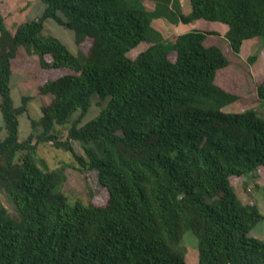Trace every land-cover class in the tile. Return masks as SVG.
I'll use <instances>...</instances> for the list:
<instances>
[{
  "label": "trees",
  "instance_id": "1",
  "mask_svg": "<svg viewBox=\"0 0 264 264\" xmlns=\"http://www.w3.org/2000/svg\"><path fill=\"white\" fill-rule=\"evenodd\" d=\"M39 1L43 14L14 32L0 10V192L12 211L0 205V264H189L188 231L197 264H264V240L250 235L264 215L231 183L264 168V118L224 111L240 97L216 81L246 40L264 49V0H188L187 14L178 0ZM158 19L222 23L229 52L206 45L212 31L185 29L170 41L153 27ZM48 21L74 33L76 52L46 32ZM20 50L71 72L41 87L49 103L37 119L31 98L16 105L11 93ZM256 96L263 107L264 78ZM23 114L31 131L21 140ZM48 143L70 161L51 168L38 152ZM70 169L93 172L106 202L94 204L90 189L70 201Z\"/></svg>",
  "mask_w": 264,
  "mask_h": 264
},
{
  "label": "rangeland",
  "instance_id": "2",
  "mask_svg": "<svg viewBox=\"0 0 264 264\" xmlns=\"http://www.w3.org/2000/svg\"><path fill=\"white\" fill-rule=\"evenodd\" d=\"M183 13L187 14L190 11L188 0H178ZM146 9H153L152 1H145ZM43 5L39 0H0V10L4 17L7 28L14 32L16 26L26 21L27 19L38 18L43 14ZM153 27L158 29L165 38L171 39V33H180L185 29L193 28L202 31L216 32L217 35H209L206 37V45H216L223 48L225 52H229L225 45L224 33L227 27L219 22H209L203 19L196 20L188 26L173 25L165 19L153 20ZM190 28V29H189ZM46 32L53 34L66 43L67 47L72 52H76L77 47L74 45V33L65 29L62 26L48 21L45 25ZM172 41V39L170 40ZM262 42L255 39L246 40L243 43L240 54L222 69L217 75V83L224 89H228L237 96L240 100L227 106L226 112H239L248 108H254L258 115L264 118V106L258 104L256 96V88L264 78V49L260 48ZM89 42H85L80 46L86 50ZM148 44H142L134 51L129 52V57L134 59L137 54L146 48ZM12 63V78H11V93L16 105L20 104L22 96H28L31 101L28 104L29 117L37 119L40 116L41 105L49 103V96L41 92V87L48 81L54 80L64 74H70L67 69H44L40 66L36 56H27L22 50ZM255 56L253 63H250L248 58ZM174 57V54L171 58ZM234 58V55H229ZM99 111V107L93 106L85 121L94 117ZM19 134L20 139L24 140L31 131L30 120L26 114L19 117ZM62 136L65 137L66 130L60 129ZM77 152L81 153V148L78 143H74ZM39 155L45 159L51 168H57L61 161H70V157L66 152L56 150L50 143L39 146ZM66 180L63 183L62 190L66 193L70 201L76 199L86 200L87 191L90 189L94 193L91 201L96 205H103L107 200L106 190L100 188L96 181V176L93 172H79L78 170L70 169L66 171ZM231 183L238 198L243 203L257 204L264 215V168H259L252 176L231 177ZM0 205H3L10 212L11 208L3 193L0 192ZM250 235L264 240V220L259 222L251 230ZM187 248L189 264H197V246L196 238L187 232ZM190 239V241H189ZM193 239V240H192Z\"/></svg>",
  "mask_w": 264,
  "mask_h": 264
}]
</instances>
